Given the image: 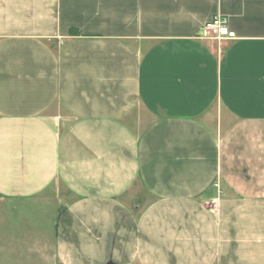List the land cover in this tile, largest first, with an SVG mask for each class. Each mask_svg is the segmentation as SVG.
<instances>
[{
    "label": "crops",
    "instance_id": "obj_1",
    "mask_svg": "<svg viewBox=\"0 0 264 264\" xmlns=\"http://www.w3.org/2000/svg\"><path fill=\"white\" fill-rule=\"evenodd\" d=\"M0 198L59 264H264V0H0Z\"/></svg>",
    "mask_w": 264,
    "mask_h": 264
},
{
    "label": "rangeland",
    "instance_id": "obj_2",
    "mask_svg": "<svg viewBox=\"0 0 264 264\" xmlns=\"http://www.w3.org/2000/svg\"><path fill=\"white\" fill-rule=\"evenodd\" d=\"M56 209L57 202L50 198H0V264H59L54 255Z\"/></svg>",
    "mask_w": 264,
    "mask_h": 264
},
{
    "label": "built area",
    "instance_id": "obj_3",
    "mask_svg": "<svg viewBox=\"0 0 264 264\" xmlns=\"http://www.w3.org/2000/svg\"><path fill=\"white\" fill-rule=\"evenodd\" d=\"M200 39L216 41L218 44L236 40V33L230 30L229 20L222 15H215L204 24ZM216 187H219L217 184Z\"/></svg>",
    "mask_w": 264,
    "mask_h": 264
}]
</instances>
